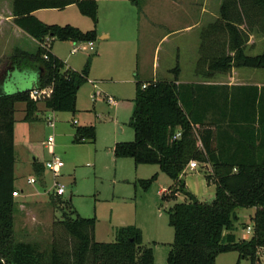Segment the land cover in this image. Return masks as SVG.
<instances>
[{
  "label": "trees",
  "instance_id": "trees-1",
  "mask_svg": "<svg viewBox=\"0 0 264 264\" xmlns=\"http://www.w3.org/2000/svg\"><path fill=\"white\" fill-rule=\"evenodd\" d=\"M7 1L12 2L14 25L35 40L38 48L35 53L14 49L0 60V65H7V75L36 76L30 88L0 94V264H153V252L142 245L137 227L115 229L112 243L96 242L95 219L80 217L59 199L57 204L66 210L59 223L75 240L69 261L54 247L46 252L14 239L15 106L24 104L23 122L33 120L38 104L52 112L76 111V95L87 80L91 61L87 59L80 72L66 69L64 62L51 53V46L54 41H96L98 7L95 0ZM232 1L223 0L220 17L200 35L195 73L206 81L216 74L227 75L232 69H264V53H245L249 33L256 29L264 35V24L241 29L228 16ZM130 2L140 9L138 0ZM70 5L90 19L91 30L47 25L33 16L38 10H63ZM260 5H264V0H260ZM209 34L224 35L226 40L208 47L205 41ZM179 72L177 64L171 70L173 81H136L129 119L134 139L116 143L113 155L130 158L135 165H157L162 174L178 181L176 192L187 201L169 209L173 243L167 264H215L219 255L230 252L257 264L258 251L264 249V90L177 83ZM33 90L48 93L34 101L29 97ZM176 133L180 136L173 139ZM75 136V142L93 143L94 128H77ZM191 161L200 165L207 184L214 186L210 202L198 200L179 180ZM33 166L35 176L43 177L44 166ZM151 179L141 180V186L148 188ZM238 208L255 209L248 240L237 239L234 233Z\"/></svg>",
  "mask_w": 264,
  "mask_h": 264
},
{
  "label": "rangeland",
  "instance_id": "rangeland-1",
  "mask_svg": "<svg viewBox=\"0 0 264 264\" xmlns=\"http://www.w3.org/2000/svg\"><path fill=\"white\" fill-rule=\"evenodd\" d=\"M99 1L100 27L109 30L111 24L105 16L107 12L105 3L103 0ZM169 1L171 4L169 12L179 17V22L157 26L142 22V55L132 61L128 71L120 62L118 66L121 69L112 65L108 73L104 68V61L102 63L96 61L98 58L95 59V52L79 51L71 55L70 51L76 46L75 43L54 42L52 50L65 62L67 69L71 67L80 72L87 59L93 60V64L96 65L78 89L74 113L52 112L45 109L43 104H38V111L33 120L23 122L24 104L18 103L15 106L14 187L19 193L14 197L16 241L31 243L46 252L54 247L69 261L75 240L59 223L62 211H66L57 204L56 200L59 199L68 204L80 217L95 219L96 242L112 243L115 229L133 225L141 231L142 245L151 248L153 264H167V255L173 243V230L168 224L169 209L175 203H185L187 200L185 196L176 192L178 181L162 174L157 165H135L130 158H115L113 147L116 143L131 142L134 139L129 119L135 84L118 82L116 79L129 77L132 80L151 81L155 76L158 81H173L171 70L177 65L178 56L171 55L173 50L169 46L175 36L170 37L171 34L168 33L173 29H181L185 24L203 20L199 12L202 0ZM215 1L212 0V3ZM220 1L215 3L218 11ZM44 14L49 16L48 21L53 22V25L75 27L73 25H78L76 21L78 20L92 29L90 19L80 15L75 5L68 6L63 11H47ZM215 21L205 26L201 24L192 33L200 36L203 29ZM135 30L137 33V24ZM117 31L121 30L116 29L112 32ZM164 36L168 40H162ZM100 42L98 39L96 44ZM145 43L146 51L145 47L143 48ZM156 46L158 49L154 52ZM166 50L169 53L168 57L165 56ZM194 56L187 46L179 57L183 69L181 78L186 81L191 77L192 68L195 71L197 69L200 55L197 58ZM167 69L169 71H165ZM24 74L15 73L14 79L6 84L5 91L14 89L29 75ZM108 99H112L114 103H109ZM50 122L53 124L52 127L49 126ZM89 126L94 128L93 143L75 142L76 129ZM48 137L54 140L53 156L63 163L58 177L55 178L56 182L66 188L60 198H55L50 193L53 175L49 171L44 169L41 178H37L34 173V163L43 165L52 157L50 148L45 144ZM204 175V170L197 164L194 170L186 167L180 177L187 191L202 202H210L214 196V186L207 184ZM152 176L155 177L151 179ZM30 178H34L36 184L28 185L27 180ZM150 179L148 188L144 189L140 181ZM252 213V210L245 208L236 210L238 216L234 223L236 235L248 236L245 232L247 226H252L250 220L253 217ZM215 264H250V261L239 259L236 252H230L219 255Z\"/></svg>",
  "mask_w": 264,
  "mask_h": 264
},
{
  "label": "crops",
  "instance_id": "crops-1",
  "mask_svg": "<svg viewBox=\"0 0 264 264\" xmlns=\"http://www.w3.org/2000/svg\"><path fill=\"white\" fill-rule=\"evenodd\" d=\"M96 1L98 2L97 25L95 27L97 34L96 41L99 39L101 42L100 44H96V41H94V49L92 53L95 52L94 57L95 59L98 58V60L96 61H99L100 63L104 61L105 63L104 68L108 73L110 72L109 67L112 65H114L118 69H121V67L118 66L120 62L126 67L128 71L130 65L132 64V61L135 58L137 59V57L142 55V22L151 26H157L160 24H172L173 22H177V23L179 22V17L169 12L171 8V4L169 0L166 1L138 0L140 7L139 10L133 3L130 2V0H103V2L105 3V8L107 9L105 16L107 21L111 24L109 30L112 31L116 29L121 30L117 32H112L109 31L108 29H104L100 27V22H101L99 18L100 1L99 0ZM217 1L218 0H216L215 3H217ZM215 3H212V0H202L199 11L201 18H203L202 22L198 21L194 24H189V25L185 24L181 29H173L168 33L171 34L170 37L172 35L175 36L173 40L170 42L171 45L169 43L170 45L169 47L173 50L171 52V55L174 56L176 54V56H178L176 59L178 62H176V64H178L180 72L178 75L177 83H195V84L227 86V87L247 86V87H256L259 90L260 89L264 90V69H251L250 71H245L242 68L232 69L227 75L216 74L213 76L212 79L206 81L201 77L197 76L195 73L196 71L193 70L192 68L191 77H188L187 81L181 78L183 69L179 57L181 56L182 51H184L185 47L187 46L189 47L190 51L195 54L194 56L195 58L199 57L198 55H200V36L193 34L192 31L195 28H198L201 24L202 26H205L208 23L217 20L220 17V9L223 0L220 1L219 11ZM228 8H229L228 11L229 18L233 22L240 24L241 29L246 28L245 26L247 25L254 26V25L264 24V5H260V0H233ZM63 10H54V9L38 10L33 13V16L44 24L53 25L54 24L53 22L48 21L49 16H47L44 13H47V11H63ZM76 21L78 25H73V26H75L79 30L83 32L91 30L83 22L78 20ZM135 24H137V33L135 30ZM122 26H124L125 29ZM166 36L162 37V40L166 39ZM225 40L226 37L224 35L209 34L205 42L207 46L210 47L211 43L213 42H214L213 46H218L220 41H225ZM66 43H72V42H66ZM53 44L51 46V53L55 57L63 61L61 57H59V55H57L56 52L52 50ZM146 44L147 43H145L144 44L145 46H143V48L145 47V51L147 49ZM75 45H78V43H75ZM37 48L38 45L36 41L30 38L28 35H26L18 27L14 25L12 2L7 0H0V60L2 58L8 57L13 52L14 49H20L28 53H35ZM157 49L158 46H156L154 52H156ZM245 53L250 56L260 55L264 53V35L258 34L256 32V29H252V32H250L248 35V41L246 43ZM168 55L169 53L166 50L165 56L168 57ZM90 61L91 62H90L88 75L91 74L90 71L96 65L93 64V60L90 59ZM69 69L73 70L71 69V67H69ZM165 71H169V69ZM26 77L27 78L26 79L23 78L21 80V83L18 84L14 89H10V90L8 89V91H5L4 88L6 84L11 82L14 78L12 74L7 75L6 63L1 64L0 94L12 93L33 86L35 83L36 76L34 74L32 75L30 74L29 76ZM116 80L118 82H124V83L133 82L134 84L136 83V81L144 84L150 82V81L132 80V78L129 77L117 78ZM151 81H158V80L156 79L155 76H153ZM14 154H15V147H14ZM179 180L181 181V177H179ZM185 190L187 191L186 185H185ZM22 191L23 189H21V192ZM249 210H252L253 212L252 215H254L255 209L252 208ZM245 235L248 236L236 235V237L237 239L248 240L250 238L251 233L245 232ZM258 254L259 255H258L257 264H264V249H260L258 251Z\"/></svg>",
  "mask_w": 264,
  "mask_h": 264
},
{
  "label": "built area",
  "instance_id": "built-area-1",
  "mask_svg": "<svg viewBox=\"0 0 264 264\" xmlns=\"http://www.w3.org/2000/svg\"><path fill=\"white\" fill-rule=\"evenodd\" d=\"M76 46L73 47L72 50L70 51L71 54H75L79 51H88L89 53H92L93 49H94V42L78 43V45H76ZM142 88H145V85H143ZM47 93H48V91H43L42 93H40L37 90H33L29 93V97L32 100L36 101L41 97V94H47ZM108 102L111 104L114 103V101L112 99H108ZM49 126L50 127L53 126L52 122L49 123ZM179 136H180V134L176 133L173 136V139H176ZM53 143H54L53 138L48 137L45 144H46V146H48L50 148L52 157L50 159L46 160L44 162L43 166H44L45 170L49 171L53 175V184H52L51 192H50L51 195L55 198H60L64 195L66 188L62 184L56 182L55 178L58 177V174H59L61 168L63 167V163L61 162V160H59V158L53 156V153H52ZM196 167H197V163L193 162V161L189 162V164L187 165V168H189L191 170L196 169ZM27 183L29 185H33L36 183V180L34 178H30L29 180H27ZM16 192H18V191H16ZM16 192L12 193L13 197L18 196L19 193L17 194ZM246 232L251 233L252 232L251 227L248 226L246 228Z\"/></svg>",
  "mask_w": 264,
  "mask_h": 264
}]
</instances>
